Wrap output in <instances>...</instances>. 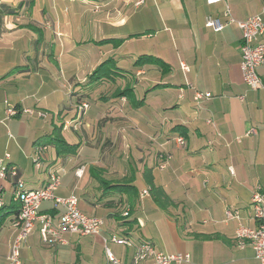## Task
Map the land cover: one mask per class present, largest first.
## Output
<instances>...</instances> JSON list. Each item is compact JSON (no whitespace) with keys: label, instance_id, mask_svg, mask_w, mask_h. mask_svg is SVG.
Instances as JSON below:
<instances>
[{"label":"crops","instance_id":"obj_1","mask_svg":"<svg viewBox=\"0 0 264 264\" xmlns=\"http://www.w3.org/2000/svg\"><path fill=\"white\" fill-rule=\"evenodd\" d=\"M139 1L0 0V157L11 156L29 191L45 188L50 170L63 168L56 195L74 194L83 214L104 220L99 235L65 233L67 244L53 246L42 241L38 224L21 249V264H109L107 248L133 264L134 247L113 237L190 254L182 264H260L252 248H239L238 222L225 214L237 211L243 225L255 228L251 196L258 187L264 191V91L243 80L242 32L236 23L221 32L206 27L207 17L228 20L224 3L157 0V58L168 68L139 69L136 92L164 87L146 105L126 96L115 101L124 83L98 86L96 71L109 60L110 68L127 69L137 60L122 53L134 33L131 17L150 0ZM228 3L236 21L260 16L264 23V0ZM257 72L264 83V66ZM197 91L213 97L199 104ZM81 102L89 105L81 125L64 128ZM8 108L17 116L7 119ZM177 136L185 138L183 148ZM57 137L77 146L76 154L59 155ZM41 145L48 149L37 169ZM163 152L172 157L164 170ZM15 183L0 181V264H10L18 232ZM62 212L52 201L41 207L55 221Z\"/></svg>","mask_w":264,"mask_h":264},{"label":"built area","instance_id":"obj_2","mask_svg":"<svg viewBox=\"0 0 264 264\" xmlns=\"http://www.w3.org/2000/svg\"><path fill=\"white\" fill-rule=\"evenodd\" d=\"M230 0H206L208 5H216L224 3L226 5L225 16L227 21L223 22L220 19L207 17L205 25L207 28L215 32L223 31L231 23H236L242 32L241 41V63L240 68L245 84L252 90H263L264 83L258 74V69L264 66V41L261 40L264 35V23L260 16H254L244 21H236L232 18L229 2ZM143 1L140 0L138 4ZM184 71H188L185 66H182ZM211 93L197 91L194 95V100L197 103H202L211 99ZM241 100L244 97H239ZM89 109V105L84 103L78 106L77 117L75 121H68L64 128L78 129L81 125L82 117ZM24 113L33 115L35 112L31 109H25ZM18 111L13 108L7 109V119L17 116ZM40 117H46V114L40 113ZM175 144L179 148L186 145V140L182 136L174 138ZM48 149L47 145L38 146L35 150L34 164L37 169L43 167V155ZM172 157L169 153H162L159 156V167L164 170L169 166ZM11 156L5 155L0 157V181L6 180L8 177L15 179V199L19 204V213L15 226L17 227V235L12 242L8 261L10 264H21L20 252L29 235L35 230L39 224V232L42 241L47 245H66L67 241L63 237L65 233L78 234L81 236L99 235L104 226V220L91 217L83 214L79 207V199L71 194L67 197L56 195L62 182L63 168L51 169L49 172V180L45 188L35 191L25 189V183L19 178V170L15 165L10 164ZM81 176V171L77 172ZM144 194H148L147 191ZM52 201L56 207L63 209L57 221L52 215L42 214L41 207L44 202ZM4 206V201L0 198V211ZM251 209L253 220L257 223L255 228H250L243 225L240 221V216L237 211L226 210V221L236 220L238 226L235 232L236 241L240 249L246 247L252 248L256 260L260 264H264V191L258 187L251 196ZM125 215H128L126 213ZM117 245L126 247H134V255L132 257L133 264H140L150 260V264H182L188 263L191 260L190 254L176 253L167 254L157 251L155 247L144 242L135 245L128 239H119L113 237L110 239ZM106 256L109 264H122L113 253L107 248Z\"/></svg>","mask_w":264,"mask_h":264},{"label":"trees","instance_id":"obj_3","mask_svg":"<svg viewBox=\"0 0 264 264\" xmlns=\"http://www.w3.org/2000/svg\"><path fill=\"white\" fill-rule=\"evenodd\" d=\"M118 44L119 42H116ZM110 60L105 62L103 65L99 66L98 70L96 71L97 79L95 80L96 85L98 84V86H101L103 84L106 83H124V87L122 88V90H118L116 91L113 95H112V99L113 100H118L124 96L128 97L132 104L135 106L141 105V104H147L150 100H152L154 97H156L153 93L154 91H156L157 93V88L159 87H164L161 84H155L152 87H147V89L144 92L143 96H139L136 92L137 89V85H138V80L135 78V73L141 69V68H145L146 71H157L158 69H163L164 68H168V65L165 64L161 59L157 58V57H153V56H140L131 66V68L127 69V68H110ZM166 72V71H165ZM125 79V81H121L122 79ZM128 78V79H127ZM148 85L147 82H144L141 84V87H144ZM89 96H82V100L83 99H87ZM101 98H105L104 96ZM88 104L87 102H81L80 104H78L77 106H80L82 104ZM63 128V125H62ZM60 128V129H62ZM54 146H57L58 148V154L62 155V153H68V154H76V152L78 151L77 146H71L69 145L64 139L63 137H57L54 140ZM52 141V142H53ZM150 184L153 185V182L150 181Z\"/></svg>","mask_w":264,"mask_h":264},{"label":"rangeland","instance_id":"obj_4","mask_svg":"<svg viewBox=\"0 0 264 264\" xmlns=\"http://www.w3.org/2000/svg\"><path fill=\"white\" fill-rule=\"evenodd\" d=\"M128 29L134 30V33L127 37L128 42L122 53L125 60L138 59L144 55L157 57V0L147 1L136 11L129 21Z\"/></svg>","mask_w":264,"mask_h":264}]
</instances>
